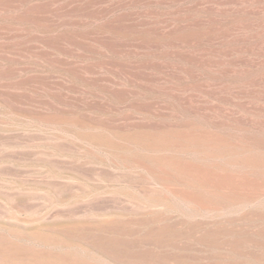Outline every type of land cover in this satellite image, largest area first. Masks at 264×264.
Returning <instances> with one entry per match:
<instances>
[{
    "label": "rangeland",
    "instance_id": "1",
    "mask_svg": "<svg viewBox=\"0 0 264 264\" xmlns=\"http://www.w3.org/2000/svg\"><path fill=\"white\" fill-rule=\"evenodd\" d=\"M0 264H264V0H0Z\"/></svg>",
    "mask_w": 264,
    "mask_h": 264
},
{
    "label": "bare ground",
    "instance_id": "2",
    "mask_svg": "<svg viewBox=\"0 0 264 264\" xmlns=\"http://www.w3.org/2000/svg\"><path fill=\"white\" fill-rule=\"evenodd\" d=\"M180 27H172L171 31L178 33L180 32ZM179 36L181 37L182 35H179ZM195 167L196 166H192V165L189 166V168H191V170H193L194 173L198 174L197 178H199L198 180L201 182L203 186L205 187L208 186L210 187V189H213V190H216L222 193L249 194L252 188L258 187L260 185L258 181L252 178H249V177L239 178L233 175L213 172V171L206 170L204 168H199V167L195 168ZM192 196H193L192 194H189V197H192Z\"/></svg>",
    "mask_w": 264,
    "mask_h": 264
}]
</instances>
